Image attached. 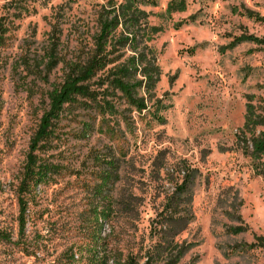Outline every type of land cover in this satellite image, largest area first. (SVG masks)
Returning a JSON list of instances; mask_svg holds the SVG:
<instances>
[{"label": "rangeland", "instance_id": "1", "mask_svg": "<svg viewBox=\"0 0 264 264\" xmlns=\"http://www.w3.org/2000/svg\"><path fill=\"white\" fill-rule=\"evenodd\" d=\"M109 4L143 13L156 87L139 113L100 75L65 107L40 154L52 180L25 197L21 230L30 140ZM0 39V264H171L187 248L178 264H264V152L252 149L264 139V0H0ZM192 172L193 220L159 256L168 199Z\"/></svg>", "mask_w": 264, "mask_h": 264}, {"label": "trees", "instance_id": "2", "mask_svg": "<svg viewBox=\"0 0 264 264\" xmlns=\"http://www.w3.org/2000/svg\"><path fill=\"white\" fill-rule=\"evenodd\" d=\"M141 16L143 13L138 11L133 4H122L121 6L109 4V10H104L98 16V32L93 38V49L87 58L71 65L64 82L49 93L48 109L43 114L37 130L30 140L18 188L21 230L26 225L27 201H25V197L29 196L34 189L48 184L52 180V173L55 170L53 165L40 158V154H46L51 150L50 143L55 137V127L65 107L74 105L78 98L87 95L89 93L88 85L93 80L100 75L104 76V80H101L100 77L102 86L107 83V87L119 93L127 104L137 112L146 111V100L140 96V93L150 94L155 89L159 70L155 64L147 62L144 54H139L140 29L137 28ZM128 51H131L135 56L120 64L123 55ZM52 62L53 60H51V64ZM252 149L254 154H262L264 139H254ZM105 165L108 170H116L113 162L107 161ZM162 169V164L158 165L157 170L161 171ZM192 173L191 176L185 177L177 186L175 194L168 199V207L165 210L168 215L162 216L159 222L162 241V244L158 246V248L162 247L159 256L165 257L167 254L171 256L173 253L171 250L179 247L175 245L176 239L187 230L193 220L190 206L193 199V175L196 172ZM157 176L159 177V174ZM112 179V173L105 172L102 177V186L109 185ZM110 213V209L96 212V221H100V219L104 223L109 221ZM238 219L240 221V218ZM261 242L263 243L264 240L259 239L258 243ZM262 247L264 248V245ZM167 249L169 250L167 251ZM188 250L187 248L179 252L177 260L171 264H178ZM122 264L139 263L135 259L129 258ZM144 264H152V260L149 258Z\"/></svg>", "mask_w": 264, "mask_h": 264}]
</instances>
